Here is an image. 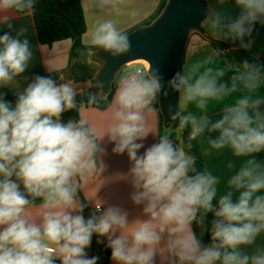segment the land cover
<instances>
[{"label":"clouds","instance_id":"clouds-1","mask_svg":"<svg viewBox=\"0 0 264 264\" xmlns=\"http://www.w3.org/2000/svg\"><path fill=\"white\" fill-rule=\"evenodd\" d=\"M119 2L123 0H97L96 6ZM234 2L240 9L234 19L222 10L209 9L202 20L216 39L243 40L257 22L264 24V0ZM225 3L218 0L221 6ZM34 6L35 0H0V13L31 15ZM4 23L12 27L7 16ZM26 31L20 28L15 36L9 32L0 35V85L12 83L28 66L32 52L28 39H22ZM90 43L113 57L128 54L132 47L113 19L97 21ZM226 71L186 67L175 73L168 84L179 93L180 111L172 119L179 118L180 129L191 127L190 139L206 130L218 132L209 140L211 148L228 147L234 156L248 157L264 150V98L256 95L264 85V74L245 63L236 69L229 84L221 82ZM162 80L154 67L124 73L109 110L107 135L115 144L113 151H126L132 161V200L143 204L148 216L132 224L118 207H108L88 219L81 214L85 205L78 200L77 191L96 173V155L102 149L97 130L84 119L60 121L64 111L77 107L71 84L58 85L50 78L36 77L19 94L14 108L0 98V264H55L56 260L61 264H96V258H88L86 253L93 233L107 236L112 259L118 264H155L162 240L178 264H264V248L251 255L240 248L252 245L264 232V195L257 194L264 189V164L247 159L228 181L229 188L239 192L238 200L233 202L229 191L214 208L217 178L197 172L194 158L174 147L167 134L137 155L144 147L137 141L150 130L146 113L156 112L158 97L168 94L162 93ZM97 87L102 88V83ZM236 92L241 95L225 104L221 119L213 122L204 114L209 101H222ZM190 104L202 114L184 115ZM36 198L42 199L39 222L30 211ZM96 207L99 210L100 205ZM198 212V222L208 212L216 217L208 246L191 230Z\"/></svg>","mask_w":264,"mask_h":264},{"label":"crops","instance_id":"crops-1","mask_svg":"<svg viewBox=\"0 0 264 264\" xmlns=\"http://www.w3.org/2000/svg\"><path fill=\"white\" fill-rule=\"evenodd\" d=\"M206 1L208 3L209 9L222 10L230 15L233 19L239 15L240 9L235 6L234 0H226V3L223 6L218 4V0ZM96 2L97 0H81L87 24L86 33L83 35V43L88 47H94L90 43V35L98 20H115L118 29L127 35L142 27L144 23H146V21H148L157 11L162 0H123V2H119L115 5H106L104 8H98L96 6ZM4 16H7V18L10 20L12 25L11 28H8L7 24L4 23ZM20 28L27 29L22 39H28L32 57L26 70L16 77L12 83L5 86L14 95L18 97L19 94L23 93L28 85L32 83L36 77L50 78L58 85L63 83L71 84L76 93V104L77 98L96 93L97 86L95 85V81L102 68V63L92 57V52H90L87 57L88 71L86 82L76 83L75 78L69 68L70 51L72 47L71 40H62L54 43L52 46L42 45L38 39V34L32 14H17L15 12L0 13V35H3L5 32H9L11 35L15 36L16 32ZM205 30L206 35L213 37L206 27ZM218 40L227 43L233 49H249L255 55L264 59V24L257 22L254 25L252 33L250 35L244 36L243 40ZM242 45L247 46L245 47ZM206 46L208 48H206V51L202 54L192 53L189 55L188 49H186L183 71L186 67L188 69L195 67L200 71H203L209 67L224 68L218 54L212 49L210 44L207 43ZM130 67L131 65H128L124 68L129 69ZM122 69L116 75V79L114 81L115 93L120 76L126 72H129V70L122 71ZM262 74H264V72H262ZM232 75H234V73H229L226 71L225 75L221 79V82L230 84ZM240 95V92H236L222 101H209L206 113L204 114L208 115L209 119L213 122L221 119L225 104L233 102L234 99L238 98ZM256 95L264 98V85H261ZM113 100L110 107L106 110H99L93 107L80 108V119H84L89 126H92L97 130V133L100 136L98 144L102 151L98 153L96 159V173L87 181V183L84 184L82 188L78 189L77 198L80 191L90 208V216H97L95 211L97 204H99L103 210L107 209L108 207H118L127 214L128 222L129 224H132L137 220H146L148 219V216L143 211L144 205H137L132 200V194L135 191L132 186L131 177L129 174L132 167V161H130L126 151L124 153H116L113 151L115 144L114 142L110 141L107 135V129L111 123L109 110L113 104ZM261 111H264V105H261ZM190 112L196 115L202 114L194 104H190L183 114L187 115ZM146 119L148 120L150 130L149 134L142 141H137V143H143L144 145L143 148L139 149L137 155H142L148 147L157 143L160 137L165 135L166 127L162 126L158 111L154 113H146ZM218 135V132L209 133L206 130L201 136H198L205 161L206 172L217 178L218 183L216 185L217 193L215 198L217 199L218 203L219 199L226 195L229 191L233 192V202H236L239 197V192L229 188V179L238 172L239 168L246 162L247 159H255L261 164H264V150L254 153L248 157H236L234 156L232 150L228 147L219 150L211 148L209 140L215 139ZM12 179L15 180L16 177L13 176ZM17 183L20 184V190L24 191L23 184L20 181H17ZM257 194L264 195V189L260 190V192ZM28 198L32 199L30 196ZM41 203L42 199L36 198L34 201L35 206L30 209L33 219L36 222H39L40 219L37 213ZM72 214L75 215L77 213L73 212ZM191 230L194 232L192 225ZM119 234L120 232L118 230L116 235ZM200 236L201 244L206 246L204 243L207 241L205 238L204 227H201L200 229ZM94 237H99L104 246L108 245V239L106 235L100 236L99 234L93 233L92 238ZM166 238L167 234H165V240ZM240 248L241 251L249 255H251L256 249L264 248V232L258 234L252 245H241ZM86 253L88 258L95 257L96 264H100L105 257V247L95 248L94 252L92 253L91 247L89 245L86 248ZM154 262L155 264H178L177 258L172 256L167 251L165 241L163 240L156 249ZM55 264H61V261L56 260ZM109 264H118V262L111 259Z\"/></svg>","mask_w":264,"mask_h":264},{"label":"trees","instance_id":"trees-1","mask_svg":"<svg viewBox=\"0 0 264 264\" xmlns=\"http://www.w3.org/2000/svg\"><path fill=\"white\" fill-rule=\"evenodd\" d=\"M167 3L168 0H162L157 11L148 21H146V23H144L143 26L151 25L161 15ZM32 15L40 44L52 46L54 43L62 40L72 41L69 68L76 83L86 82L88 54L92 52V57L94 58V55L99 48L88 47L83 43V35L86 33L87 24L81 0H35ZM204 38L218 54L224 68H226L229 73L235 74L236 69L241 68L245 63L256 66L261 73L264 72V59L255 55L251 50L243 48L233 49L227 43L209 35H206ZM229 65H232V67L228 68ZM114 94V83L112 84L110 92L104 97L100 95L99 88L97 87L96 93L77 98V107L64 111L60 116V121L62 123H67L69 120L79 121V111L82 107H93L99 110H106L110 107ZM93 96L95 97V100H92ZM0 98L8 102L13 108L18 100V97L3 85H0ZM154 107L160 115L163 127L172 126L179 131L180 140L173 143L174 147L183 148L188 155L194 158L193 166L197 172H206L205 161L198 137L196 139H190L191 127L187 126L184 129H180L179 123L165 125L159 111L158 100L154 104ZM189 174L193 175L194 173ZM78 200L85 205L82 215L86 219L90 218V208L80 191L78 194ZM212 203L214 208H218L219 203L216 198L213 199ZM199 216L200 213L198 212L197 220H194L191 224L196 237L201 241L200 229L201 227H204L205 238L212 243V222L216 218L215 214L214 212H208L202 222H198ZM90 247L92 253L95 248L105 247V257L100 264L110 263L112 259L110 247H108V245L104 246L99 237L91 239ZM218 264H220L219 261Z\"/></svg>","mask_w":264,"mask_h":264},{"label":"water","instance_id":"water-1","mask_svg":"<svg viewBox=\"0 0 264 264\" xmlns=\"http://www.w3.org/2000/svg\"><path fill=\"white\" fill-rule=\"evenodd\" d=\"M209 6L206 0H168L161 15L148 26H142L127 34L131 41L128 54L113 57L111 53L98 49L94 58L102 63L95 85L102 83L100 95L106 96L122 68L135 62H146L159 70L163 77L162 93L158 99L159 111L165 125L178 124L179 118L172 116L180 111L179 93L169 87L168 81L177 72H183L186 47L190 34L197 32L206 36L202 25ZM172 143L177 141L171 140Z\"/></svg>","mask_w":264,"mask_h":264},{"label":"rangeland","instance_id":"rangeland-1","mask_svg":"<svg viewBox=\"0 0 264 264\" xmlns=\"http://www.w3.org/2000/svg\"><path fill=\"white\" fill-rule=\"evenodd\" d=\"M208 41L199 33L197 32H192L190 34L189 37V41L187 44L186 49H188V54H192V53H196V54H202L203 52L206 51V48H208L207 45ZM141 63H143L142 61L139 62H135L131 65V67L128 68H123L122 71H133L136 70L137 68L140 67ZM165 134H167L169 136L170 141L171 140H175V141H179L180 140V133L179 131L172 127V126H168L165 128ZM203 234V233H202ZM204 235V234H203ZM202 235V237H203ZM205 241V240H204ZM206 244V246L210 245L211 243L209 241H205L204 242Z\"/></svg>","mask_w":264,"mask_h":264},{"label":"built area","instance_id":"built-area-1","mask_svg":"<svg viewBox=\"0 0 264 264\" xmlns=\"http://www.w3.org/2000/svg\"><path fill=\"white\" fill-rule=\"evenodd\" d=\"M141 67L149 68V65H146V62H143V63H141L139 68H141ZM95 211L97 213V216L101 215L104 212V210H103V208L101 206L99 207V210H97V207H96Z\"/></svg>","mask_w":264,"mask_h":264},{"label":"bare ground","instance_id":"bare-ground-1","mask_svg":"<svg viewBox=\"0 0 264 264\" xmlns=\"http://www.w3.org/2000/svg\"><path fill=\"white\" fill-rule=\"evenodd\" d=\"M146 65H148V63H146Z\"/></svg>","mask_w":264,"mask_h":264}]
</instances>
